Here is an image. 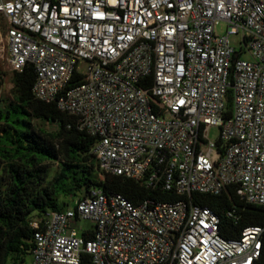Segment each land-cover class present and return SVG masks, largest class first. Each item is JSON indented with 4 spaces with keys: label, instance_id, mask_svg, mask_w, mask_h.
Wrapping results in <instances>:
<instances>
[{
    "label": "built area",
    "instance_id": "built-area-1",
    "mask_svg": "<svg viewBox=\"0 0 264 264\" xmlns=\"http://www.w3.org/2000/svg\"><path fill=\"white\" fill-rule=\"evenodd\" d=\"M0 15L11 69L34 68L35 98L95 139L101 171L178 197L92 188L33 219L31 264L257 263L264 227L226 239L192 196L264 207V0H0Z\"/></svg>",
    "mask_w": 264,
    "mask_h": 264
},
{
    "label": "trees",
    "instance_id": "trees-1",
    "mask_svg": "<svg viewBox=\"0 0 264 264\" xmlns=\"http://www.w3.org/2000/svg\"><path fill=\"white\" fill-rule=\"evenodd\" d=\"M35 80L30 65L22 72L13 71L12 99L0 100V264H25L35 248L33 219L72 207L92 188L122 194L135 204L147 197L178 200L173 194L101 171L91 153L95 139L55 102L37 100ZM39 122L56 129L47 131ZM53 164L58 172L50 180ZM192 200L219 215L220 233L226 239L239 237L246 227H264V207L246 204L231 190L220 196L194 194ZM231 210L236 211L235 219L227 216ZM82 264H92L89 255H84ZM256 264H264V240Z\"/></svg>",
    "mask_w": 264,
    "mask_h": 264
},
{
    "label": "rangeland",
    "instance_id": "rangeland-1",
    "mask_svg": "<svg viewBox=\"0 0 264 264\" xmlns=\"http://www.w3.org/2000/svg\"><path fill=\"white\" fill-rule=\"evenodd\" d=\"M6 20L3 16L0 15V100L1 99H12V89H13V70L9 64L8 60V44L6 38ZM228 30V26L226 23H221L218 27V33L220 35H225ZM240 41V37L234 36L231 37L232 45L238 48ZM246 58V57H244ZM39 125L47 130V131H54L56 129L55 125H51L45 122H39ZM219 137V131L217 129H213L210 134L209 138L213 141H216ZM58 172V167L56 164H53L50 169V180L54 178L56 173ZM69 201V200H68ZM74 203H71L73 206ZM95 228L94 224L91 221L84 220L77 223L75 229L78 231L79 234L82 231H93ZM32 256L27 257L25 264H31Z\"/></svg>",
    "mask_w": 264,
    "mask_h": 264
}]
</instances>
